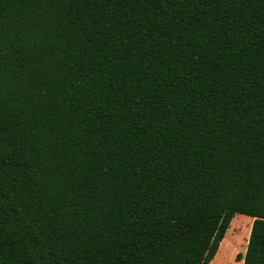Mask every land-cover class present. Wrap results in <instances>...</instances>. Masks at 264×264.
I'll list each match as a JSON object with an SVG mask.
<instances>
[{
	"label": "trees",
	"instance_id": "trees-1",
	"mask_svg": "<svg viewBox=\"0 0 264 264\" xmlns=\"http://www.w3.org/2000/svg\"><path fill=\"white\" fill-rule=\"evenodd\" d=\"M264 264V0H0V264Z\"/></svg>",
	"mask_w": 264,
	"mask_h": 264
},
{
	"label": "rangeland",
	"instance_id": "rangeland-1",
	"mask_svg": "<svg viewBox=\"0 0 264 264\" xmlns=\"http://www.w3.org/2000/svg\"><path fill=\"white\" fill-rule=\"evenodd\" d=\"M253 219L244 215L236 214L227 229L223 243L219 244L216 256L209 264H243L237 261L243 258L251 231Z\"/></svg>",
	"mask_w": 264,
	"mask_h": 264
},
{
	"label": "bare ground",
	"instance_id": "bare-ground-1",
	"mask_svg": "<svg viewBox=\"0 0 264 264\" xmlns=\"http://www.w3.org/2000/svg\"><path fill=\"white\" fill-rule=\"evenodd\" d=\"M222 243H223V241H222Z\"/></svg>",
	"mask_w": 264,
	"mask_h": 264
}]
</instances>
